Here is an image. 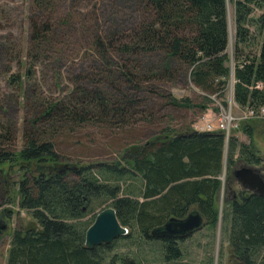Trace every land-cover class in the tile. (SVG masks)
Returning a JSON list of instances; mask_svg holds the SVG:
<instances>
[{"label": "rangeland", "instance_id": "1", "mask_svg": "<svg viewBox=\"0 0 264 264\" xmlns=\"http://www.w3.org/2000/svg\"><path fill=\"white\" fill-rule=\"evenodd\" d=\"M54 2L47 12L37 9L32 0H0L2 149L19 150L24 135L49 141L61 164L90 165L92 173L103 182L106 175L110 176L94 165L118 162L120 167H127L124 156L133 152L131 147L143 145L165 130L179 133L193 129L202 118L218 125V116L225 111L235 119L229 136L238 143L251 145L264 161V119L243 118L247 107L234 101V77L229 78L222 90L207 94L189 81V69L165 53L124 52L126 46H131L139 25L150 19L146 0ZM226 8L230 28L227 53L231 54L235 33L230 0H226ZM263 13V8L255 9L250 16L247 43L239 47L242 58L258 55L264 40ZM230 66L234 68L233 63ZM81 89L99 94L104 100V111L90 109L86 102L76 104ZM173 99L188 100L191 106L172 105ZM47 104H57L66 110L73 108L78 117L85 112V119L71 122L61 114L43 119ZM121 112L125 115L120 116ZM237 156L238 152L229 172L224 165L225 175L222 172L220 177L222 186L217 197L220 214L226 201L244 190L232 172L250 166ZM6 167H0V219H7V211L10 216L7 229L0 235V264H6L13 232L34 227L35 223L18 206L17 187L22 172ZM251 167L264 176L262 167ZM141 187L139 177L122 183V188L135 192ZM227 188L231 190L229 193ZM110 203L111 200L92 199L80 220L91 223ZM229 224V220L218 221L211 228L204 221L192 234L174 238L182 250L178 261L164 263L162 242L141 240L137 233H133V239L141 240L138 248L132 241L119 238L109 248V255L133 257L138 251L143 264H237L239 261L230 258Z\"/></svg>", "mask_w": 264, "mask_h": 264}, {"label": "trees", "instance_id": "2", "mask_svg": "<svg viewBox=\"0 0 264 264\" xmlns=\"http://www.w3.org/2000/svg\"><path fill=\"white\" fill-rule=\"evenodd\" d=\"M54 1L32 3L49 12ZM230 3L234 7L235 33L231 54L227 53L226 0H146L150 19L139 25L131 46H126L124 52L165 53L189 69V81L207 94L227 85L229 64L233 63L234 101L257 109L264 105V40L256 57L242 58L239 47L247 43L250 16L255 9H264V0ZM35 36L39 39L38 34ZM84 102L90 109H105L99 94L81 89L75 103ZM171 104L191 106L188 100L181 99H173ZM113 111L118 115L117 110ZM56 114L71 122L85 119V112L78 117L73 108L66 110L57 104H47L41 117L47 120ZM130 150L133 152L124 156L127 167H120L118 162L94 165L110 176L101 182L90 165L61 164L49 141L24 135L19 150L5 151L0 147V167L6 165V169L14 167L22 172L17 187L18 206L35 222L34 227L13 232L6 264H143L138 251L133 257L109 255L114 241L91 249L85 247V232L95 217L89 224L80 219L89 202L98 198L111 200L109 207L128 230L121 239L132 241L136 248L144 238L161 241L164 263L180 260L182 250L174 238H154L150 233L170 218L182 219L198 212L211 228L218 221L229 220L230 258L239 261L237 264H264V197L243 190L226 201L221 214L217 207L220 177L224 165L229 172L235 164V153L239 161L262 167L264 172V161L251 145L238 143L232 136L225 141L221 131L187 129L179 133L165 130ZM136 177L141 179V189L135 188V192L122 188L125 180ZM6 214L8 221L10 212ZM133 233L141 240L134 241Z\"/></svg>", "mask_w": 264, "mask_h": 264}, {"label": "water", "instance_id": "3", "mask_svg": "<svg viewBox=\"0 0 264 264\" xmlns=\"http://www.w3.org/2000/svg\"><path fill=\"white\" fill-rule=\"evenodd\" d=\"M229 31L228 23V34ZM233 77V69L230 66V78L233 79ZM224 175L225 166L223 169ZM232 176L244 190L264 197V176L259 170L252 167H241L234 170ZM1 221L0 235L7 229V224ZM203 223L204 220L200 214L192 212L182 219L170 218L162 227L154 229L150 233V236L154 238H184L200 229ZM127 233L128 230L118 222L115 210L107 207L95 215L94 221L87 228L84 245L88 249L101 245H109L113 241L127 235Z\"/></svg>", "mask_w": 264, "mask_h": 264}, {"label": "built area", "instance_id": "4", "mask_svg": "<svg viewBox=\"0 0 264 264\" xmlns=\"http://www.w3.org/2000/svg\"><path fill=\"white\" fill-rule=\"evenodd\" d=\"M247 114L243 118H260L264 119V105L257 109L246 108ZM235 119L231 116L230 112L222 111L218 116V125L214 124L213 120L202 118L201 121L193 125V130L197 132H215L221 131L224 134V138L228 141L230 131L233 129L232 124Z\"/></svg>", "mask_w": 264, "mask_h": 264}, {"label": "flooded vegetation", "instance_id": "5", "mask_svg": "<svg viewBox=\"0 0 264 264\" xmlns=\"http://www.w3.org/2000/svg\"><path fill=\"white\" fill-rule=\"evenodd\" d=\"M0 220H1V219H0ZM1 222L7 223V221H3V220H2Z\"/></svg>", "mask_w": 264, "mask_h": 264}, {"label": "bare ground", "instance_id": "6", "mask_svg": "<svg viewBox=\"0 0 264 264\" xmlns=\"http://www.w3.org/2000/svg\"><path fill=\"white\" fill-rule=\"evenodd\" d=\"M230 36V35H229Z\"/></svg>", "mask_w": 264, "mask_h": 264}]
</instances>
